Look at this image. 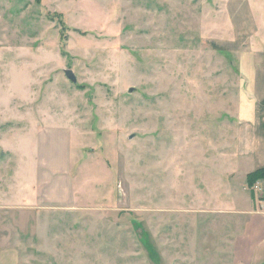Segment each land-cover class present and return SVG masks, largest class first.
I'll return each instance as SVG.
<instances>
[{
    "label": "rangeland",
    "instance_id": "rangeland-1",
    "mask_svg": "<svg viewBox=\"0 0 264 264\" xmlns=\"http://www.w3.org/2000/svg\"><path fill=\"white\" fill-rule=\"evenodd\" d=\"M227 2L0 0V133L69 128L77 192L71 208L9 210L17 264H264L246 230L264 182H245L246 211L220 184L244 172L237 122L260 98L245 72L264 69L249 51L264 28Z\"/></svg>",
    "mask_w": 264,
    "mask_h": 264
},
{
    "label": "crops",
    "instance_id": "crops-1",
    "mask_svg": "<svg viewBox=\"0 0 264 264\" xmlns=\"http://www.w3.org/2000/svg\"><path fill=\"white\" fill-rule=\"evenodd\" d=\"M227 9L228 15L231 13L241 19L238 23H243L247 28L249 26L251 30H260L255 20L256 9V14L260 16L259 23L264 28V0H229ZM254 41L255 38L251 39L250 47L256 46ZM249 51L252 55L264 54ZM259 72H264V69L260 70L255 66L245 72L247 88L254 94H259L260 98L255 103L243 104V108L239 109L241 117L237 122L239 129L236 154L244 172L240 175H225L226 179L220 181L223 190L234 201L229 203L230 206L241 207L242 211L251 209L257 201H253L250 193L243 190L246 175L264 167V92L258 93L253 89ZM6 109L10 111L9 107L0 106L3 112ZM5 115L4 113L3 116ZM5 123L1 122L0 127ZM39 124L33 123L32 129L23 125L27 127L10 128L0 133V264H17V252L10 242L9 210L71 208L77 204L75 182L71 176V130L57 124L40 128ZM255 215L250 213L246 230L251 233L249 236L254 241L259 239L258 242H261L264 223L257 226L256 218L259 216L262 220L258 221L261 222L264 216ZM236 254L243 255L246 252L239 249Z\"/></svg>",
    "mask_w": 264,
    "mask_h": 264
},
{
    "label": "trees",
    "instance_id": "trees-1",
    "mask_svg": "<svg viewBox=\"0 0 264 264\" xmlns=\"http://www.w3.org/2000/svg\"><path fill=\"white\" fill-rule=\"evenodd\" d=\"M256 181L264 182V168H258L246 175L247 186L251 189ZM251 196L254 198L253 192L251 190Z\"/></svg>",
    "mask_w": 264,
    "mask_h": 264
},
{
    "label": "water",
    "instance_id": "water-1",
    "mask_svg": "<svg viewBox=\"0 0 264 264\" xmlns=\"http://www.w3.org/2000/svg\"><path fill=\"white\" fill-rule=\"evenodd\" d=\"M65 74H66L68 79H70L71 81H75V76L73 75V73L70 69H66ZM129 91H131V90H129Z\"/></svg>",
    "mask_w": 264,
    "mask_h": 264
},
{
    "label": "built area",
    "instance_id": "built-area-1",
    "mask_svg": "<svg viewBox=\"0 0 264 264\" xmlns=\"http://www.w3.org/2000/svg\"><path fill=\"white\" fill-rule=\"evenodd\" d=\"M253 187H254V189L257 190V191L261 190V185H260L259 182H258L257 184H255Z\"/></svg>",
    "mask_w": 264,
    "mask_h": 264
}]
</instances>
